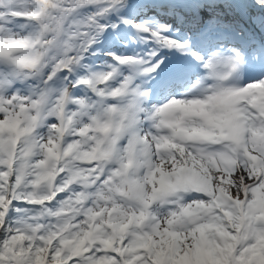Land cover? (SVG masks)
I'll return each instance as SVG.
<instances>
[{
	"label": "snow or ice",
	"instance_id": "1",
	"mask_svg": "<svg viewBox=\"0 0 264 264\" xmlns=\"http://www.w3.org/2000/svg\"><path fill=\"white\" fill-rule=\"evenodd\" d=\"M0 264H264V0H0Z\"/></svg>",
	"mask_w": 264,
	"mask_h": 264
}]
</instances>
